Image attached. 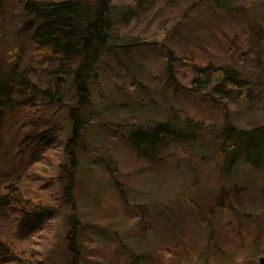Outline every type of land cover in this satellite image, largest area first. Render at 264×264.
Instances as JSON below:
<instances>
[{
    "label": "rangeland",
    "instance_id": "374dc122",
    "mask_svg": "<svg viewBox=\"0 0 264 264\" xmlns=\"http://www.w3.org/2000/svg\"><path fill=\"white\" fill-rule=\"evenodd\" d=\"M26 1L0 0L4 72L25 71L43 87L65 80L60 101L35 98V109L15 106L0 124V192L13 183L40 206L23 222L0 207V264H74L63 165L76 87L71 71L55 73L58 62L34 57L30 37L43 20L25 11ZM224 3L228 8L207 0H113L114 39L125 46L102 52L90 82L74 190V214L85 223L77 264H258L264 255V163L240 159L223 174L218 136L228 121L264 124V0ZM168 49L180 84L171 79ZM209 61L241 72L247 97L188 90L195 65ZM81 62L78 56L66 67ZM157 121L188 135L149 159L126 136ZM44 128L51 129L46 143L33 137ZM234 238L240 248H231ZM22 251L34 262L21 260Z\"/></svg>",
    "mask_w": 264,
    "mask_h": 264
},
{
    "label": "trees",
    "instance_id": "16d2710c",
    "mask_svg": "<svg viewBox=\"0 0 264 264\" xmlns=\"http://www.w3.org/2000/svg\"><path fill=\"white\" fill-rule=\"evenodd\" d=\"M224 1L207 0L214 6L228 8ZM24 9L43 20L42 24L33 30L30 37L34 57L39 61L55 60L58 62L55 73L71 71L76 87L77 101L69 105L67 116L72 132L66 144L68 162L63 165V172L66 175L63 196L65 202L71 206L73 213L69 219L71 228L65 236L66 246L72 256V263L77 264L81 254L77 237L85 223L74 214V190L78 166L77 151L82 145V133L87 124L84 110L91 102L90 82L96 79V65L102 52L125 45L114 39L112 22L115 6L113 0H27ZM168 54L170 58L168 70L171 79L180 84L175 75L173 55L170 49H168ZM78 56L82 57L80 65L73 71L68 70L66 63ZM3 67L0 60V124L15 106L25 104L32 110L35 109V105L31 103L35 98L46 100L48 105L60 101L65 80L63 75L57 78L56 86L43 87L33 81L25 71L19 73L12 71L7 75ZM209 88L220 91L222 94L236 93L240 97H247L250 87L236 68L220 66L212 61L198 63L195 65V76L188 90L200 95ZM42 123V121L39 122V125ZM187 132L170 121H157L147 127L138 126L129 131L126 139L147 158L155 159L158 157L157 150L173 138H185L188 135ZM50 133L51 129L44 128L36 132L33 137L37 141L46 143ZM218 136L224 160L223 174L229 173L240 159L253 166L264 163V124L239 128L228 121L219 129ZM118 187L120 193H123L120 183ZM223 197L224 193H221L216 198L217 208L223 207ZM0 207L22 222L34 217L40 211V206L33 197L14 186L13 183L6 184L5 191L0 192ZM230 241L231 248H240V242H243L240 238L230 239ZM186 256L182 253L180 260ZM19 258L23 261L34 262L32 254L28 252H20ZM39 264H44V262L39 261Z\"/></svg>",
    "mask_w": 264,
    "mask_h": 264
},
{
    "label": "water",
    "instance_id": "95a60500",
    "mask_svg": "<svg viewBox=\"0 0 264 264\" xmlns=\"http://www.w3.org/2000/svg\"><path fill=\"white\" fill-rule=\"evenodd\" d=\"M258 264H264V255L258 257Z\"/></svg>",
    "mask_w": 264,
    "mask_h": 264
}]
</instances>
